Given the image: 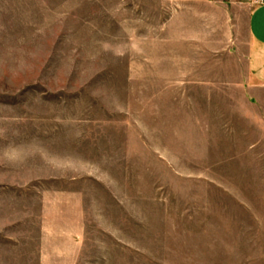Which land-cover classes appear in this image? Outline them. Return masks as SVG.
<instances>
[{"label":"rangeland","instance_id":"374dc122","mask_svg":"<svg viewBox=\"0 0 264 264\" xmlns=\"http://www.w3.org/2000/svg\"><path fill=\"white\" fill-rule=\"evenodd\" d=\"M195 19L0 0V264H264V109Z\"/></svg>","mask_w":264,"mask_h":264},{"label":"crops","instance_id":"0c3cea01","mask_svg":"<svg viewBox=\"0 0 264 264\" xmlns=\"http://www.w3.org/2000/svg\"><path fill=\"white\" fill-rule=\"evenodd\" d=\"M173 1L196 18L191 28H197V41L205 40V33L220 32L215 40L222 48L214 55L228 56L232 64L243 65V76H237L236 86L243 88L252 104H262L264 109V0Z\"/></svg>","mask_w":264,"mask_h":264}]
</instances>
